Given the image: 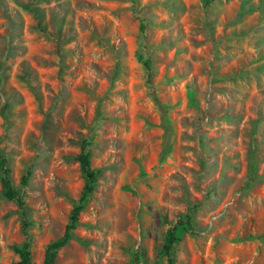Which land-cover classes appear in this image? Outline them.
Here are the masks:
<instances>
[{
	"label": "rangeland",
	"instance_id": "obj_1",
	"mask_svg": "<svg viewBox=\"0 0 264 264\" xmlns=\"http://www.w3.org/2000/svg\"><path fill=\"white\" fill-rule=\"evenodd\" d=\"M79 206L54 264H264V0H0V264Z\"/></svg>",
	"mask_w": 264,
	"mask_h": 264
},
{
	"label": "trees",
	"instance_id": "obj_2",
	"mask_svg": "<svg viewBox=\"0 0 264 264\" xmlns=\"http://www.w3.org/2000/svg\"><path fill=\"white\" fill-rule=\"evenodd\" d=\"M145 67L148 71L149 74V81L151 83V77H152V68H151V63L150 61H147L145 64ZM157 100V99H156ZM158 101V100H157ZM79 162L81 165V169L84 172L85 176H86V190L85 193L83 194V196L80 199V203H82L85 198L87 197V195L92 192L93 189V184L96 178V174L94 172H92L90 170V160H89V155L88 154H84L82 153L79 156ZM8 170L4 169L3 170V178H2V184L3 187L5 189V196L10 199V200H16V202H18V205L20 207L23 206V201L21 200L18 192L16 191V189L14 188L11 180L8 177ZM28 182V177H24L23 178V183H27ZM81 211V207H77L75 208V210L73 211L72 217H71V224L67 227V231L65 233V236L63 238V240H61L58 243L53 244L49 249L48 252L46 254V261L45 264H54V259H55V253L56 250L65 246L70 238V230L74 229L75 227V223L77 222L78 219V215ZM169 244L166 246V252L167 255L170 257L171 255V250L175 244V231L171 230L170 231V235H169ZM17 253L20 255L21 261L19 264H31V252H30V243L26 242L23 244L22 248L17 249Z\"/></svg>",
	"mask_w": 264,
	"mask_h": 264
}]
</instances>
